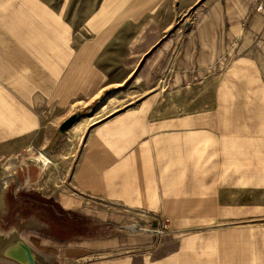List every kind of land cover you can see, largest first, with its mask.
Here are the masks:
<instances>
[{"label": "crops", "instance_id": "obj_1", "mask_svg": "<svg viewBox=\"0 0 264 264\" xmlns=\"http://www.w3.org/2000/svg\"><path fill=\"white\" fill-rule=\"evenodd\" d=\"M51 2L0 0V35L26 12L53 28ZM70 3L91 38L72 62L68 38L54 48L43 96L83 102L77 162L54 201L75 223L67 236L29 233L43 248L26 239L59 264H226L213 234L227 210L213 185L215 133L240 130L233 101L264 87V0H61L63 14ZM115 35L128 40L108 44ZM257 101L243 106L264 115Z\"/></svg>", "mask_w": 264, "mask_h": 264}, {"label": "rangeland", "instance_id": "obj_2", "mask_svg": "<svg viewBox=\"0 0 264 264\" xmlns=\"http://www.w3.org/2000/svg\"><path fill=\"white\" fill-rule=\"evenodd\" d=\"M52 1V14L59 19V23L52 21L53 28L40 19L34 21L26 12V16L21 14L17 19L16 27L9 21L5 35H0V164L12 156L24 159L44 154L48 157L50 163L42 170L36 167L17 170L18 185L12 179L9 186H17V192L35 195L38 201L55 207L54 201L65 193L67 175L77 162L73 157L81 138L78 128L84 120L80 116L84 109L82 99L54 98L53 103L45 100L44 83L50 78L46 67L59 59L54 48L65 44L64 39L68 38L69 49L73 51L69 59L72 62L82 41L91 36L78 34L84 23L76 3H70L63 14L61 0ZM66 28L69 35L64 34ZM126 40L128 37L115 35L108 44L122 45ZM40 48L43 50L39 51ZM122 89L127 90L126 86ZM229 90L241 91L238 85H232ZM257 91H260L258 99L242 97L233 101L235 107H230L229 111L235 114L229 115L228 122L239 124L241 129L215 133L223 141L214 152L213 185L221 187L227 210L222 216L219 213L222 229L213 234L218 233L225 241L226 264H264V115L251 114L252 107L243 106L257 100V103L264 102L261 98L264 87L253 90ZM109 92L91 108L104 101ZM73 115L77 119L60 133V125ZM60 215L71 217L72 214ZM26 237L43 248L44 239L29 234Z\"/></svg>", "mask_w": 264, "mask_h": 264}, {"label": "water", "instance_id": "obj_3", "mask_svg": "<svg viewBox=\"0 0 264 264\" xmlns=\"http://www.w3.org/2000/svg\"><path fill=\"white\" fill-rule=\"evenodd\" d=\"M77 117L73 115L64 121L59 128L60 133H64ZM47 164L41 154L24 159L12 156L0 164V264H59L54 255L38 250L24 236L26 231H34V227L40 228L38 221L31 219L26 224H16L7 230L1 225L7 214L6 195L9 184L12 179H15L18 185L16 171H23L29 167L42 170ZM16 189L17 186L14 191Z\"/></svg>", "mask_w": 264, "mask_h": 264}, {"label": "flooded vegetation", "instance_id": "obj_4", "mask_svg": "<svg viewBox=\"0 0 264 264\" xmlns=\"http://www.w3.org/2000/svg\"><path fill=\"white\" fill-rule=\"evenodd\" d=\"M16 200L7 202V214L4 216L2 225L7 229L14 227L16 224H26L31 219L38 221V227L34 231H26L24 236L29 233H36L42 237L53 239L55 237L67 236L72 233V224L75 222L73 215L71 217L62 216L59 213L53 215L51 205L40 202L32 194L22 196L23 193L14 191ZM24 195V194H23ZM11 205V206H9ZM68 221H65V220ZM44 226V227H43Z\"/></svg>", "mask_w": 264, "mask_h": 264}, {"label": "trees", "instance_id": "obj_5", "mask_svg": "<svg viewBox=\"0 0 264 264\" xmlns=\"http://www.w3.org/2000/svg\"><path fill=\"white\" fill-rule=\"evenodd\" d=\"M22 196L24 197V196H26L25 194L23 195L22 194ZM29 196V195H28ZM28 196H26V197H24V198H27ZM17 198H16V195L14 194V186H9L8 187V189H7V195H6V201L9 203V201L10 202H12V201H15ZM47 200V199H46ZM48 200H50V199H48ZM9 206H11V205H9ZM51 208L53 209L54 208V210H52L53 211V213H59V214H67L65 211H63L57 204L55 205V207L54 206H51ZM2 227L5 229V230H7V227H5V226H3L2 225Z\"/></svg>", "mask_w": 264, "mask_h": 264}, {"label": "built area", "instance_id": "obj_6", "mask_svg": "<svg viewBox=\"0 0 264 264\" xmlns=\"http://www.w3.org/2000/svg\"><path fill=\"white\" fill-rule=\"evenodd\" d=\"M262 9V6L259 5L257 7V11H260ZM158 227H156L154 230H151L155 235L162 236L167 230V222L166 221H157Z\"/></svg>", "mask_w": 264, "mask_h": 264}, {"label": "bare ground", "instance_id": "obj_7", "mask_svg": "<svg viewBox=\"0 0 264 264\" xmlns=\"http://www.w3.org/2000/svg\"><path fill=\"white\" fill-rule=\"evenodd\" d=\"M43 157V156H42ZM46 160V159H45ZM47 162V161H46Z\"/></svg>", "mask_w": 264, "mask_h": 264}]
</instances>
